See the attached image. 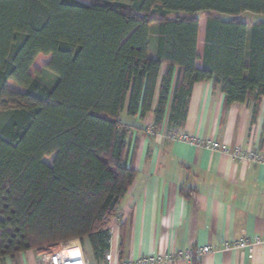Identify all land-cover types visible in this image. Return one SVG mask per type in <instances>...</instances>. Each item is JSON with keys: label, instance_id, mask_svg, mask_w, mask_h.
<instances>
[{"label": "trees", "instance_id": "trees-1", "mask_svg": "<svg viewBox=\"0 0 264 264\" xmlns=\"http://www.w3.org/2000/svg\"><path fill=\"white\" fill-rule=\"evenodd\" d=\"M246 12L264 14V0H0V260L74 240L103 259L137 176L125 108L154 111L158 130L174 85L169 124L181 126L194 85L213 81L226 106L252 97L256 114L264 21L249 31Z\"/></svg>", "mask_w": 264, "mask_h": 264}, {"label": "crops", "instance_id": "crops-1", "mask_svg": "<svg viewBox=\"0 0 264 264\" xmlns=\"http://www.w3.org/2000/svg\"><path fill=\"white\" fill-rule=\"evenodd\" d=\"M205 30L206 17H202L200 55ZM149 55L157 56L155 34ZM159 88L160 81L154 107ZM173 91L174 85L158 130L154 128V111L144 119L139 114L129 115L126 108L120 115V121L130 129L131 153L136 147L137 176L111 222L110 249L121 253L123 243L122 257L134 260L190 247L218 246L235 238L261 237L263 242L252 258L244 250H231L175 264H264V97L255 114L254 98L226 106L221 88H214L213 81L199 82L189 98L185 121L171 126ZM174 131L199 142L225 144L230 151L238 147L255 151L263 162L239 161L230 152L173 139L170 134ZM86 255L95 259L92 253ZM38 258V249H32L6 256L0 264H37Z\"/></svg>", "mask_w": 264, "mask_h": 264}, {"label": "built area", "instance_id": "built-area-1", "mask_svg": "<svg viewBox=\"0 0 264 264\" xmlns=\"http://www.w3.org/2000/svg\"><path fill=\"white\" fill-rule=\"evenodd\" d=\"M171 138H178L180 140L205 145L211 149L222 150L230 152L231 155L239 160L245 162L259 163L263 162V158L252 150H243L238 147L230 151L225 144L218 142H199L197 139L178 132L171 133ZM263 242L261 237L255 239L235 238L225 241L222 245H203L198 247H190L188 249H180L175 253L166 254H151L143 255L134 260L124 259L119 251L109 250L105 253L101 261H97L88 257L79 241H69L50 245L38 249V263L37 264H175L179 261H186L193 263L199 257L205 254H213L216 252L244 250L248 257L254 256L255 248Z\"/></svg>", "mask_w": 264, "mask_h": 264}, {"label": "rangeland", "instance_id": "rangeland-1", "mask_svg": "<svg viewBox=\"0 0 264 264\" xmlns=\"http://www.w3.org/2000/svg\"><path fill=\"white\" fill-rule=\"evenodd\" d=\"M85 3H90L91 0H79ZM242 19L247 21L249 24V31H251V27L253 23H256L258 21H264V14H258V13H252V12H246L242 15ZM154 34V33H152ZM51 60V55H45L38 58V60L35 62L33 67L31 68V72L34 76L38 75V72L43 70L46 66V64ZM45 162L48 164H52L54 160V155L48 156L44 158Z\"/></svg>", "mask_w": 264, "mask_h": 264}]
</instances>
